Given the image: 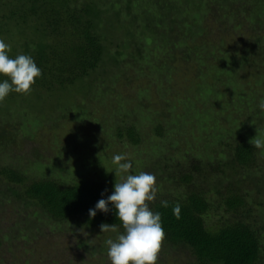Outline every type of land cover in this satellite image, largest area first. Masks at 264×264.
<instances>
[{
  "label": "rangeland",
  "instance_id": "1",
  "mask_svg": "<svg viewBox=\"0 0 264 264\" xmlns=\"http://www.w3.org/2000/svg\"><path fill=\"white\" fill-rule=\"evenodd\" d=\"M119 1L105 2L107 8L110 6L106 13L111 16L108 24L112 22L116 30L110 32L111 40L122 43L131 38L130 46L143 40L139 43L143 57L138 55V48L131 47L132 57L125 55L127 49L120 51L115 62L103 63L72 86L49 93L33 88L30 95L16 97L14 92L12 98L7 97L2 110L6 113L9 108V114L0 112V127L8 124L13 132L0 145V165H13L26 180L48 177L72 184L80 176L86 177L104 184L113 193L114 155L127 154L133 164L130 174H154L157 185L163 183L165 188L159 174L150 170L153 167L160 173L165 165L163 155L173 156L181 163L194 155L208 161L225 152L224 143L238 138L249 142L258 134L264 140V110L259 107L264 99V25L250 26L248 15L241 26H236L237 22L225 14L229 4L236 2L233 0L228 4L222 0H164L167 10L163 12L179 17V23L182 18L186 25L191 20L192 33L200 32L203 26L209 28L200 35V45H209L208 37L216 33L218 39L228 33L219 43L222 46L218 52L200 46L199 55H208L204 66L195 53L182 54L183 42L187 40L180 31H188L187 26L180 24L176 44L168 48L163 44L166 24L156 31L163 40H157L155 31L151 37L153 32L143 25L153 0H141L145 6L140 2L133 4L138 17L134 11L121 9L124 4ZM157 4L158 0H154L152 7ZM174 5L180 10L177 14L171 12ZM9 9L5 12L9 13ZM2 20L6 23L5 18ZM23 31L12 24L9 32L0 34V39L10 45L9 56L18 53L17 43ZM200 37L192 40L197 42ZM251 44L259 51L248 55L246 46ZM241 55H246V59H241ZM158 124L167 131H162L161 136L156 134L160 130ZM129 126L139 133L137 145L129 144L124 137ZM168 127L173 130L169 132ZM117 132L122 133V140ZM262 152L264 149H257L259 181L256 185L251 181L244 184L247 191L255 192L253 199L248 196V201L255 203L250 217L260 226H264ZM18 187L0 177V264H111L105 241H115L122 234L120 230L103 233L101 228L52 221L33 203L13 195V191L23 193ZM221 213L212 207L205 217L208 227L219 225ZM178 254L177 258L168 259L161 250L157 264H195L188 251Z\"/></svg>",
  "mask_w": 264,
  "mask_h": 264
},
{
  "label": "trees",
  "instance_id": "2",
  "mask_svg": "<svg viewBox=\"0 0 264 264\" xmlns=\"http://www.w3.org/2000/svg\"><path fill=\"white\" fill-rule=\"evenodd\" d=\"M120 1L124 4L121 9H125L128 13L134 11V14L136 6L133 4L141 3V0ZM161 1L160 3L158 0L156 7H152L151 2L147 9L150 15L143 25L153 32L150 33L151 37L154 36L155 31L157 40L162 38L156 31L166 24L168 31L163 44L172 48V45L176 44L180 24L187 26L188 31H180L185 37H182L180 42H183V38L187 40L183 42L182 54L195 53L201 58L200 63L205 66L208 55L205 57L199 55L200 49L209 46L211 50L218 52L217 48L222 46L219 43H223L228 33L226 32L225 37L220 39L217 38L218 33H216L213 37H208L209 45L207 42L205 45H202L203 42L200 45L203 40L200 35L208 32L209 28L203 26L200 32L192 33L191 20L188 19L191 23L188 25L185 24L184 18L179 23V17L163 12L167 10L166 3L164 4V0ZM213 1L220 2V0ZM222 1L227 4L231 2ZM233 1H236L235 6L232 3L229 7L226 6L228 11L226 10L225 14L237 22L236 26H241L243 19L249 17L250 26L258 24L263 27L264 0ZM105 2L106 0H0V34L9 32L12 24L23 29L20 34L22 38L17 43L19 51L16 56L30 55L42 70V77L36 80L34 89L42 88L49 93L72 86L87 78L89 73L100 69L103 63L115 62L118 56H121L120 51L127 49L125 55L132 57V52H129L131 47L138 48V55L143 57L144 51L140 49L142 46L139 44L143 40L139 39L140 47L138 44L134 45V42L130 46L131 38L122 43L121 40H111L110 32L116 30L111 21L108 24V18L111 16H107L106 13L110 11V6L107 8L108 3ZM207 5L209 6V2ZM7 7L11 8L9 13L5 12ZM173 7L171 12L177 14L180 10L175 9V5ZM135 16H139L138 12ZM2 18L6 19V23ZM197 36L200 37L198 39L200 42L192 40ZM126 41L129 42L124 47ZM246 47H249V51L246 52L248 55L259 51L253 44ZM16 56L11 55L10 58L14 59ZM213 56L215 57L214 54ZM242 58L246 59V55H241ZM5 79L8 78L0 75V83ZM13 95L14 92L8 97L12 98ZM20 95L22 94H17L16 97ZM2 104L0 103L1 113L4 112ZM5 114H9V108ZM158 126L160 127L156 133L158 136L162 135V131L167 132L162 125L158 124ZM9 128L8 124L0 127V145L5 144L12 136L13 129ZM168 129L169 132L173 130L169 127ZM117 137L122 140V133ZM124 137L133 146L139 142V133L132 126L126 127ZM223 145L225 152H220L218 156L211 157L208 161L194 155L181 163L173 156L169 155L166 158L163 155L161 160L165 165L160 173L153 167L150 169L159 174V181L165 182V188L162 187L163 183L157 185L159 189L157 198L149 207L153 212L161 214L162 226L166 234L161 250L167 253L168 259L177 258L178 253L183 250L188 251L195 264H264V226L258 225L250 217L252 205L255 203L248 201V196L253 199L255 192L247 191L244 185L247 181H251L252 185H256L259 181L256 176L257 148L244 138ZM3 165H0V177L10 184L19 185L18 189L23 192L13 191V195L19 200L30 201L52 221L73 222L75 226L87 228H100L101 224H115L116 228L124 233L114 205H108L110 211L107 214L97 210L94 219L89 215V210L95 209L100 199H107L112 194L104 184L81 176L72 184H63L48 177L26 180L21 170L13 165ZM165 200L169 202L167 208L161 206V201ZM176 203L181 206L179 219L173 214V206ZM262 204L263 202L260 203ZM212 207L216 212L221 210L222 213L218 214L219 225L210 228L205 217L209 216Z\"/></svg>",
  "mask_w": 264,
  "mask_h": 264
},
{
  "label": "clouds",
  "instance_id": "3",
  "mask_svg": "<svg viewBox=\"0 0 264 264\" xmlns=\"http://www.w3.org/2000/svg\"><path fill=\"white\" fill-rule=\"evenodd\" d=\"M10 51V45L0 39V75L8 78L0 83V103L12 92L30 95L36 80L42 77V70L30 55L20 54L13 59L9 56ZM259 107L264 110V99ZM249 142L257 149H264V140L259 134ZM112 163L116 166L114 192L107 199H100L95 209L89 210L90 217L94 219L97 210L107 214L110 211L108 205L112 204L123 226L124 233L115 241L111 238L105 241L108 258L111 264H157L166 234L161 214L149 207L159 190L156 177L148 172L130 174L133 164L127 154L114 155ZM161 206L167 208L169 202L161 201ZM180 213L181 206L176 203L173 214L179 219ZM100 228L103 233L117 231L115 224H101Z\"/></svg>",
  "mask_w": 264,
  "mask_h": 264
}]
</instances>
